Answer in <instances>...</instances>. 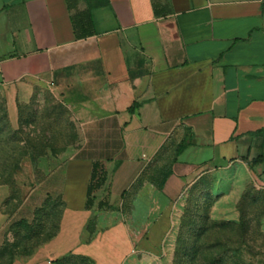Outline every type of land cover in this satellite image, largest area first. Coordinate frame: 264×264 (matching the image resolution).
Returning <instances> with one entry per match:
<instances>
[{
	"label": "crops",
	"instance_id": "0c3cea01",
	"mask_svg": "<svg viewBox=\"0 0 264 264\" xmlns=\"http://www.w3.org/2000/svg\"><path fill=\"white\" fill-rule=\"evenodd\" d=\"M42 90L80 140L22 199L0 186V264H134L208 176L213 196L264 188V0H0L11 122Z\"/></svg>",
	"mask_w": 264,
	"mask_h": 264
},
{
	"label": "rangeland",
	"instance_id": "374dc122",
	"mask_svg": "<svg viewBox=\"0 0 264 264\" xmlns=\"http://www.w3.org/2000/svg\"><path fill=\"white\" fill-rule=\"evenodd\" d=\"M79 140L76 122L50 90L21 108L18 124L11 122L0 93V186L10 187L18 200ZM212 184L208 176L189 189L162 246L134 264H264V188L252 181L213 196ZM46 202L53 207L50 230H56L63 202Z\"/></svg>",
	"mask_w": 264,
	"mask_h": 264
},
{
	"label": "trees",
	"instance_id": "16d2710c",
	"mask_svg": "<svg viewBox=\"0 0 264 264\" xmlns=\"http://www.w3.org/2000/svg\"><path fill=\"white\" fill-rule=\"evenodd\" d=\"M260 133H264V132L261 131ZM185 146L186 144L184 143V141H182L181 145L177 149V153H176V157L174 158V161H176V158L184 150ZM253 162L254 163L264 162V153L259 157H257L256 159H254ZM104 172L105 171L101 163L99 162L94 163L91 183L89 185V190H88V204H90V202L92 201L93 192L100 186L101 181L104 178Z\"/></svg>",
	"mask_w": 264,
	"mask_h": 264
}]
</instances>
